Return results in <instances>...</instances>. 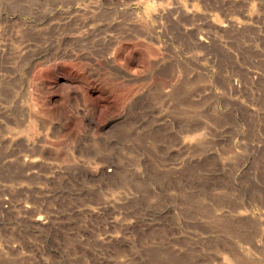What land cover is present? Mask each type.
Segmentation results:
<instances>
[{"label": "rangeland", "instance_id": "374dc122", "mask_svg": "<svg viewBox=\"0 0 264 264\" xmlns=\"http://www.w3.org/2000/svg\"><path fill=\"white\" fill-rule=\"evenodd\" d=\"M0 264H264V0H0Z\"/></svg>", "mask_w": 264, "mask_h": 264}]
</instances>
